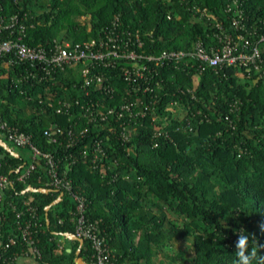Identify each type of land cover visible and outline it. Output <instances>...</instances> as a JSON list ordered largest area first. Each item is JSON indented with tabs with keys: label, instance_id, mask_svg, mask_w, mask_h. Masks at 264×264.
Masks as SVG:
<instances>
[{
	"label": "trees",
	"instance_id": "obj_1",
	"mask_svg": "<svg viewBox=\"0 0 264 264\" xmlns=\"http://www.w3.org/2000/svg\"><path fill=\"white\" fill-rule=\"evenodd\" d=\"M234 1L0 0L6 22L17 17L0 34H22L27 43L48 49L65 40L118 33L123 46L138 52L192 50L199 39L216 43L218 22L234 30ZM237 1L254 37H260L264 0ZM81 15L89 17L82 21ZM130 62L122 58L116 66H97L114 90L92 87V96L100 101L96 108H120L126 99L139 96L149 102L151 93L135 92L134 83L122 72L121 65ZM81 66L80 62L76 68L47 71L12 53L1 54L0 122L29 133L42 151L54 153L60 168L68 170L73 189L86 198L87 215L100 220L113 264H243L237 256L242 238L248 241L244 257L255 250L251 264H264V77L255 70L248 75L244 66L233 64H204L201 70L192 55L172 58L158 66V101L148 108L139 105L145 115L123 124L110 115L103 123L78 113L81 102H89L81 95ZM65 99L72 100L70 107L62 104ZM177 108L185 110L180 115ZM153 112L159 114L157 119ZM124 124L130 138L122 134ZM57 125L63 132L53 140L46 130ZM85 127L87 131L80 133ZM160 129L163 132L156 134ZM0 136L10 141L1 127ZM97 146L105 153L97 155ZM26 158L0 144V173L12 181L0 210V264H17L19 255L32 254L19 228L31 217L27 200L38 215L33 237L41 251L36 256L40 263L76 264L81 257L91 264L94 249L88 239L80 247L79 240L56 233L76 230L78 200L65 190L47 214L46 205L62 189L48 182L46 156H38L30 175L20 179L17 169ZM28 184L53 189L24 192ZM10 236H17V243L5 247ZM179 238L190 240L193 253L173 247Z\"/></svg>",
	"mask_w": 264,
	"mask_h": 264
},
{
	"label": "built area",
	"instance_id": "obj_2",
	"mask_svg": "<svg viewBox=\"0 0 264 264\" xmlns=\"http://www.w3.org/2000/svg\"><path fill=\"white\" fill-rule=\"evenodd\" d=\"M234 14L231 17V23L234 30L226 28L222 22H218L219 30L215 32L216 43H207L204 39H199L192 50H163L159 54L138 52L135 49H129L126 45L119 42L118 33H109L107 38H92L84 40H65L57 42L55 48L48 49L41 43L32 45L23 40L22 34L17 36L2 37L0 34V55L4 53H12L13 56L19 60H28L36 62L44 67L47 71L54 69H65L68 67H75L78 63H82L80 70V78L82 80L81 95L85 99H89L88 105L76 99V102L81 106L78 109L79 114L88 117L89 120H99L103 122L109 118L110 115L115 116L116 119H121L124 122H131L136 120L138 115H145L147 111L139 108L140 104H145L148 108L151 103H156L160 97L155 90L156 87H162V81L157 75L159 67L167 65L172 58L180 60L192 55L199 61V68L202 70L204 64L211 66H225V65H240L244 66L248 71V75L252 74V70L257 72L258 77H264V34L260 37H254V31L247 23L244 9L241 3L234 1ZM229 9H233L232 5ZM2 5L0 2V32L5 28L11 27L16 21L17 17H12L11 22H6L5 16L2 14ZM139 44L142 40L138 37ZM127 58L131 62L122 64L121 69L125 78L133 82V90L139 92L141 89L150 97L149 102H145L144 98L126 99L120 106L109 107L108 109H98L96 106L100 103L99 99L92 96V87L101 89L102 91L112 92L113 86H110L106 80L108 76L101 70H97V66L104 64L105 66H116L120 59ZM196 78L199 79L198 74ZM197 79V82H198ZM77 86V84H74ZM156 91V92H153ZM61 102V100H60ZM62 104L71 106L72 100H62ZM151 107V106H150ZM62 110V106L57 108ZM158 113L153 112L152 118L157 119ZM104 123V122H103ZM0 127L5 129L9 140L19 147H28L30 149L29 158L18 167L21 170L20 179H26L31 170L36 166L35 160L38 156H46L48 163L49 183L53 188L65 192L70 191L78 200L77 211L74 216L75 233L84 239H88L94 249L93 261L91 264H113L111 249L107 243L106 235L102 232L99 219H91L86 213V198L77 193L73 189L72 179L68 175L67 169H62L59 162L52 152L42 151L33 141L29 133L20 130L18 127L10 126L5 121L0 122ZM122 134L126 138H130V129L128 125L124 124ZM88 127L81 130L84 134ZM63 132V128L59 125L52 130L47 129L46 133L51 135L53 140L58 138V134ZM163 130H157L156 134L162 133ZM69 133H74L70 130ZM17 150V149H16ZM19 151V150H18ZM86 152V151H85ZM98 152L105 153L101 146H97ZM20 155V151H19ZM94 160L96 159L93 158ZM11 179L6 174L0 173V210L3 206L5 189L11 183ZM26 209L31 213V217L24 222L19 223L20 235L30 245V251L35 256H41L40 249L34 245L33 230L34 225L38 224V215L35 207L30 205L27 200L24 202ZM16 208V205H13ZM24 213L21 209L17 215L20 217ZM17 236H10L5 243V247L17 243ZM25 254H30L27 251ZM44 264H49L47 261Z\"/></svg>",
	"mask_w": 264,
	"mask_h": 264
},
{
	"label": "water",
	"instance_id": "obj_3",
	"mask_svg": "<svg viewBox=\"0 0 264 264\" xmlns=\"http://www.w3.org/2000/svg\"><path fill=\"white\" fill-rule=\"evenodd\" d=\"M0 144L3 145L7 150H9L12 154L18 156L19 155V151L16 150L13 146L10 145V143L2 136H0ZM53 188L51 187H46V186H35L33 184H28L25 188H24V192L26 191H44V192H49L51 191ZM64 192L61 191L59 196L57 198H55L52 202H50L49 204L46 205V211L48 214L49 209L51 208V206L57 202H59L62 198H63ZM47 219L48 215H47ZM56 233H61L66 235L69 238L72 239H77L80 241V247L83 245V243L85 242V239L81 236H79L78 234H76L75 232H70V231H62V232H58L56 231ZM80 247L78 248L77 252H80Z\"/></svg>",
	"mask_w": 264,
	"mask_h": 264
},
{
	"label": "rangeland",
	"instance_id": "obj_4",
	"mask_svg": "<svg viewBox=\"0 0 264 264\" xmlns=\"http://www.w3.org/2000/svg\"><path fill=\"white\" fill-rule=\"evenodd\" d=\"M88 17H89V15H81L80 19L82 21H86L88 19ZM197 79L198 78L195 77V81L196 82H197ZM176 110H177L176 112H178V114L181 115L184 112L185 109L177 108ZM9 142H10L11 146H13L14 148L18 149L20 152L24 153V155L27 157V159L29 158V154H30V149L29 148L19 147L16 144H14L11 140ZM190 244H191L190 240H188L186 238H179V239H177L174 242L173 247L176 248V249L177 248H186L188 253L190 254V253H193V247H191ZM164 254H165V252L161 251L159 255L160 256H164Z\"/></svg>",
	"mask_w": 264,
	"mask_h": 264
},
{
	"label": "crops",
	"instance_id": "obj_5",
	"mask_svg": "<svg viewBox=\"0 0 264 264\" xmlns=\"http://www.w3.org/2000/svg\"><path fill=\"white\" fill-rule=\"evenodd\" d=\"M17 264H41V263L34 254H22L18 256ZM76 264H85V261L81 257H77Z\"/></svg>",
	"mask_w": 264,
	"mask_h": 264
},
{
	"label": "clouds",
	"instance_id": "obj_6",
	"mask_svg": "<svg viewBox=\"0 0 264 264\" xmlns=\"http://www.w3.org/2000/svg\"><path fill=\"white\" fill-rule=\"evenodd\" d=\"M248 241L244 238H242L239 242L238 248L241 249L240 252L237 253V256L243 260V264H251L250 257L255 256V250H253L251 253H249V257H244L243 250L245 249L246 244Z\"/></svg>",
	"mask_w": 264,
	"mask_h": 264
}]
</instances>
